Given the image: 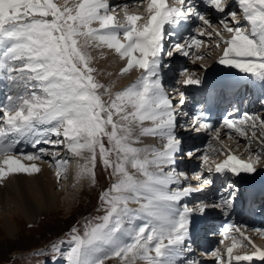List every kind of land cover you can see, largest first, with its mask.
I'll return each instance as SVG.
<instances>
[{
  "label": "snow or ice",
  "instance_id": "1",
  "mask_svg": "<svg viewBox=\"0 0 264 264\" xmlns=\"http://www.w3.org/2000/svg\"><path fill=\"white\" fill-rule=\"evenodd\" d=\"M201 3L221 14L219 23L231 34L223 41L227 47L219 63L239 69L264 85V0H238L247 30L237 19V12L229 10L228 0ZM139 4L143 5L144 0ZM127 8L126 4L110 5L109 0H75L71 5L69 0L62 4L57 0H0V82L6 88L0 101V183L14 174L39 173L37 164L25 165L22 161H39L45 155L55 161L59 180L67 161L57 159L59 151L49 152L43 145L63 148L82 158L79 174L90 178L93 186L98 160L113 178L98 197V210L104 214L95 222H86L82 234L73 227L70 239L60 242L67 244V250L53 243L51 264H106L113 258L119 264H177L178 258L192 251V215H203L209 209L226 211L231 206L232 192L219 203L200 202L193 207L181 204L185 197L203 191L212 181L194 173L191 179L199 181L200 188L181 186L189 176L176 168L182 149L175 129L177 108L185 104L186 98L180 92L174 105L160 75L165 36L175 35L174 30L192 18L203 26L195 29L198 36H211L213 33L207 32L211 21L198 10L196 0H174L171 6L167 0H147V16L127 15ZM118 9L125 11L124 23L114 15ZM228 17L235 26L229 25ZM140 20L145 22L138 24ZM166 25L172 29L167 33ZM202 43L197 36H189L182 43H174L166 54L188 56ZM90 48L113 51L126 61L121 75L135 69L140 76L125 89L110 94L93 75L96 69L91 66ZM184 75V85L201 83L186 70ZM105 96L109 98L105 100ZM248 121L253 129L257 121L264 126V119L248 114L239 121L225 118L222 126L245 136L241 125ZM145 122L151 126L144 127ZM134 126L139 128L140 136L162 140V147H134L139 142V137L133 136ZM192 127L196 132L212 129L199 115L193 117ZM219 131L217 128L214 133L217 138ZM21 142L30 143L37 151L15 154ZM185 155L191 158L196 152ZM202 159L207 165L208 156ZM259 161L258 154L248 161L229 154L222 163L215 164L214 170L235 176L251 174ZM208 170L213 169L209 166ZM133 204L137 207H131ZM233 227L229 225L224 233ZM234 230L249 240L241 229ZM238 246L243 245L233 238L226 250L227 264L264 261V249L252 245L251 254L233 255ZM45 251L36 254L44 255ZM212 256L223 260L218 249ZM186 264L198 262L187 260Z\"/></svg>",
  "mask_w": 264,
  "mask_h": 264
},
{
  "label": "rangeland",
  "instance_id": "2",
  "mask_svg": "<svg viewBox=\"0 0 264 264\" xmlns=\"http://www.w3.org/2000/svg\"><path fill=\"white\" fill-rule=\"evenodd\" d=\"M113 1L110 0L109 4L113 5ZM120 1L117 2L116 4H120V3H122L124 5L126 4L125 3L126 0H123L122 2H120ZM144 1L147 3V0H144ZM228 1L231 2V0H228ZM146 3L143 5H140L139 0H134V7H131L132 8L131 13H134L138 9L141 11L143 10L145 12V9L147 6ZM167 3L171 6L174 4V0H171V1L168 0ZM132 4H133V2H131L130 4H126V5H132ZM236 6H238V5L236 4ZM237 8L238 9H235V7H234V9H232V10L237 12V19H239L241 21V20H243L242 14L240 13L239 6ZM143 11H142V13H143ZM208 11H210V10H207V9L202 10V13L205 14L206 18H208V15L210 13ZM118 13L122 16L124 15L123 10H121V9L118 11ZM145 13H147V12H145ZM114 14H116V13H114ZM215 17L216 18L211 17L212 19L208 18L212 23V27L210 29H207V32H211V33H213V35L208 36L206 34L205 37H201V36L198 37V35H197V38L199 40L203 41V43L198 48L193 47L189 51L188 56H184L182 54L175 53V52L173 53L172 56H168L166 53L168 50H171L173 44L172 43L167 44V42H165V41H168V40H165V39L168 38V35L165 36L164 47H166V48H164V57L162 58V62H161L160 75L163 74V76H164V78H161L164 90L169 95V97L173 100L174 105H176L178 100H179V93L180 92H183L185 95V98L187 100L192 101V104L197 103L195 101L194 92L191 90V89H195V86L194 85H184L181 83L185 79V75H184L185 70L187 71L188 74H192L193 78H199L202 81L207 76V74H208L207 71L209 69L213 68L215 65H220L219 61L222 58V57H220L222 54L218 51L217 43L219 44L220 49H222V46L226 47V44L223 42L224 36H226L227 34L229 35V33L227 31H225L223 29V26L219 23V21L222 17H220V18L217 16H215ZM192 19H190V21ZM228 22H229V25H234V23L231 21V17H228ZM121 23H124V22L121 21ZM195 25H196V26H194L195 29L197 27H203L199 22L196 23ZM167 26L168 25L165 26L166 33L168 32L169 28H171V26H168V27ZM241 26L245 27V30H247L245 22L242 23V21H241ZM181 28L182 27H178L179 31L177 32V34L181 32ZM216 32H220L221 36L215 35ZM203 45L207 46V48H202ZM109 52H112V51H109ZM91 56L93 58L92 61L96 62L98 57H99V53L98 54H91ZM162 56H163V54H162ZM197 57H202V59H197ZM182 63H185L186 67L184 69L180 70L179 64H182ZM224 67H229V66L226 65ZM171 68H173V70ZM121 69L122 68L120 66L119 73H120ZM236 70H239V69L231 68L230 70L228 69V72L230 74L235 73L236 75H238V72H240V71H236ZM131 71L133 73H136L137 78L140 76L139 70L133 69ZM224 71L226 72L225 68H224V70L220 69L219 73L223 74ZM228 72H226V73H228ZM133 73H132V75H134ZM124 75H126V74H124ZM209 75H210L209 77H212L213 71L210 72ZM95 77H97V73H96ZM209 77H207V78H209ZM119 80H120L119 77H114L110 83L104 84V86L110 90V94H115L116 92L121 91V89L119 90V88L124 87L126 84H128L127 82H125L124 86H121L119 88H114L113 86ZM0 83H3V82H0ZM100 91L103 92V89H101ZM108 98H109L108 96L104 97L105 100H107ZM261 108H262V110H264V108L262 107V104L260 105L259 111H257V108H256V111H255V109L252 110L253 112L251 111V115L252 116L256 115V117H258L262 112V111H260ZM181 109H182V111H181ZM185 110H186L185 105L177 108L178 114H177L176 120H177V125H179L180 127H183V124L185 121V116H186L184 113ZM180 111L183 113H181ZM248 124H249L248 127H245L246 133L252 132V129H253L252 126H250L251 122ZM221 127L222 126H219L218 128H221ZM257 128L259 130H261L260 132H263L261 125L258 124ZM186 129H187V126H184L183 130H180V132L176 131L177 137L181 140V149H182V152L180 153L181 154V156H180L181 162H180L179 166L176 165V168H177V171H183L189 176L188 180L182 182V184H181L182 187L188 186V185H191L192 187H195V185H196V187H198L200 184L197 183V181L193 182V180L191 179V177L194 173H201L203 175L206 172V170L208 169L207 167H209V166L212 167V169H213L212 171L214 173L215 172L214 171L215 164L222 163L224 160L227 159L229 154L234 155V156L238 155V153L241 152V148H242L243 155L241 156V158H240V156H238L239 159H241V160L245 159V161H248L249 158L251 156H253V154L248 152V143H245L243 141L244 138H241L240 136L236 137V138L233 137V139H235L234 142L235 141L238 142V144H237L238 146L237 147L235 146L231 150H229V149L221 150L222 153L220 151L216 152V151H214V149L211 151H208V152L203 151V149H205V148H210L215 143V141H214V143L209 142L207 144H202L199 141H192V140L190 142H185V139L183 137H186V135H188V132H189L188 131L186 133L185 132ZM230 135L233 136L234 134H230ZM237 135H239V133ZM228 138L229 137L223 138L221 140V142H227V141L232 142L233 141V140H230ZM253 138H254V136H251L252 140H253ZM186 139H188V137ZM152 140L154 141L151 143L152 145L162 146V144H163V141L160 140L159 138L152 137L151 141ZM260 142H261V139H260ZM105 144L107 146L106 140H105ZM227 144H228V142L226 143V145ZM43 147L50 150V152H54L56 150L55 148H51L48 145H45ZM197 149L199 150V153H198L199 155H196L195 159L189 158L185 155V153H187L189 151H194ZM58 151L62 152V151H64V149L58 150ZM195 152L197 153V151H195ZM28 153H32V152L29 150ZM262 154H264V146H263L262 150L260 151V154L258 153L259 156ZM69 155H70V157H69V159H67V165L72 164V168H76L78 166L77 160L71 154H69ZM204 155H207L209 158L208 159L209 162L207 165L204 163V161L202 159V157ZM254 155H256V154H254ZM58 159H60V157ZM61 159H62V157H61ZM262 160L263 159L260 158V161H262ZM25 162L28 163V165L36 162V163L41 164V165H46L53 172L56 171V168L54 166L55 161L53 160L51 155L48 158L42 157V159L39 161H27V160H25ZM184 162H185V164H184ZM192 162H195L196 165L193 168L188 167L189 165H191ZM201 164L206 166L205 168H203V170H204L203 172H199L201 169L200 168ZM109 171H105L102 164L98 160L97 166H96L97 182H96L95 186H93L92 181L90 180L89 185L87 184V186L81 188L80 190L77 187H75V185H74L75 183H74L73 178H66V177L62 176L60 182H58V183H57V179H56V186H54V192H56V193L61 192V189H60L61 184H63V183L66 184L68 181H69V183H70V181L72 182V183H70V184H72V187L70 186L67 189V191H66V189H62V192L65 191V193H64L65 196L67 195L66 197H64V200L66 199L67 203L71 204V206L68 209L63 208V204H61V206L59 205V208H57V207H55V208L53 207L52 209L44 208V210H40L38 213H34L31 209H28L21 204H20V207L17 208L16 201L19 200L18 198L12 199V196L10 194H7V193L1 195L0 196V264H45V261H47L48 264H51L50 257L53 255V253L51 251V245L53 243H56L58 246L63 247L64 250H67V244L65 243V244L61 245L60 242L61 241H67L70 239L71 229L73 227L77 228L79 230V232L82 234L84 231V226H85L86 222H88V221L95 222L96 217L102 216L104 214L103 211L98 210L101 208V204H100L98 197H99V194L102 191H104L106 188H108L110 186V184L113 182V178H110V176H109ZM21 174L11 175V177L14 176V178L10 177V179H12L11 180L12 186H14L16 184V182L18 180L17 178L22 176ZM258 174L259 173H257L256 175H258ZM212 175H214V174H211V176ZM32 176L33 175H31V177ZM233 176H234V180L232 182L236 185L235 190L237 191V188L240 187V182L246 180L247 176L244 173H241L239 176H235V175H233ZM261 176H264V174ZM15 177H16V179H15ZM6 179L4 181H6ZM21 180L24 183L26 182L25 179H21ZM7 185H9V183H7ZM173 187H175V186H173ZM197 189H199V188H197ZM193 194L197 198L198 194H196V193H193ZM62 197H63V195L61 197H59V199ZM202 202L213 203L211 201L207 202L205 200H202ZM190 204L191 203L189 201L188 205L191 207ZM193 215H197V213H194ZM218 216H219V219H221L222 215L218 214ZM213 220H217V219H215V216L212 215V221ZM228 224H229V222H228ZM248 230L250 232V228ZM217 231H219V230H217ZM219 233L220 232H218L217 235ZM229 237L237 238V233L235 232V230L231 231V235ZM222 239H224V238L217 237V241L215 244L216 245H219V243L221 244ZM260 240L264 242V236H262ZM261 241H259V242L262 245L263 242H261ZM252 242L258 243L257 241H254L253 237H252ZM243 243H242V245H243ZM224 244H226V243H224ZM243 246L244 247L242 249H238V247H237L236 249H234V251L235 250H244L247 253H250V254L252 253V252H250L251 251L250 247H245V245H243ZM39 250H46L45 254L44 255H37L36 253ZM216 250L217 249H215V246H214V249L211 251V254H212V252H214ZM240 254L243 255L242 252H240ZM114 259L115 258L108 260L106 262V264H117L115 262L116 260H114ZM226 261H228V257H224L222 261L216 260V263L218 262V263L223 264ZM62 264H63V262H62Z\"/></svg>",
  "mask_w": 264,
  "mask_h": 264
},
{
  "label": "bare ground",
  "instance_id": "3",
  "mask_svg": "<svg viewBox=\"0 0 264 264\" xmlns=\"http://www.w3.org/2000/svg\"><path fill=\"white\" fill-rule=\"evenodd\" d=\"M119 1L120 0H114L113 1V5H121V6H123L124 4H122V3L116 4ZM122 1L123 0H121L120 2H122ZM57 2L62 4L64 2V0H57ZM131 2H133V4L132 5H128L127 15H140V16H147L148 15L147 13H145L146 9H145V12L142 10L145 15L139 9L137 11H135L134 13H131V9H132L131 7H134V0H126V2H125L126 4H130ZM69 3L71 5V4L75 3V0H69ZM145 3L146 2L144 1V4ZM228 4L230 6L229 10L234 9V7H235V9H238L237 8L238 6H236V4L238 5V0H231V2L228 1ZM205 9H207V8H205ZM119 10L120 9H118L116 14H114V15H116V18H117V20L119 22H121V21L125 22V11L123 10L124 15L122 16V15H120L118 13ZM208 12H210L209 15H208V18H211V17L216 18L215 16H217L219 18L222 17L221 14H219V13H214L213 11H208ZM241 21H242V23L244 22L243 20H241ZM144 22H145L144 20L138 21L139 24H143ZM185 24L186 23H183L180 26L182 28H181V32L178 33V34H177V32L179 30H178V28H176L174 30L176 34L173 35V36L177 37L179 34H182V30L184 29ZM230 26H234V25H230ZM201 37H205V35L201 36ZM230 38H231V34L230 33H229V35L227 34L226 36H224V40H227V39H230ZM167 44H169V43L167 42ZM224 47L222 46V49H220V47H218V51L222 54V55L220 54L221 55L220 57L223 56ZM226 47H227V45H226ZM164 48H166V47H164ZM202 48H207V46L203 45ZM88 51L90 52V54H98L99 53V57H98L97 61L96 62L92 61L91 66L94 69H96V71L93 73V75L95 76L96 73H97V77H95V79L100 84H102V83H103V85L104 84H108V83H110L112 81V79L114 77H119L120 80L118 82H116L113 87L114 88H119L121 86H124V83L127 82L128 84H126L124 87L119 88V90L120 89L122 90V89H125L126 87H128L131 83H133L137 79L136 73H133L132 71H130V73H127L126 75H123V76L120 75L119 68H120V66H121V68L125 67L126 61L125 60H121L113 51L109 52L110 50H108L107 48H90V49H88ZM163 57H164V54H163L162 58ZM224 66H226V65H223V64L215 65L213 68H211V69H209L207 71V73H208L207 76L209 77L211 75V74L209 75V73L212 72V71H213V76H214V75L219 74L220 69L224 70V68H225L226 72H228V69L230 70L231 68H233V67H230V66L229 67H224ZM236 71H239V70H236ZM226 72L224 71L223 74L227 75L230 78L231 81H236V80L242 79V80H247V81L254 82L255 84H257L258 85V90L261 93V95H260V99L262 101L261 104H262V107L264 108V85H262L260 82L256 81L254 78H251L248 75L243 74L241 72H238V75H236L235 73H231L230 74L229 72L228 73H226ZM132 73L134 75H132ZM161 78H164L163 74H161ZM222 85H224V84H222ZM243 85H244V82L241 83L240 85H238L235 89H233V91L227 95L228 96L227 97V101H229L232 98V96L236 95L238 89H240ZM194 86H195V89H196L197 85H194ZM0 91H1L0 101H2L4 99V92L6 91L4 83H0ZM248 95H249V91L246 94V96H244V99ZM251 107H252V105H250V108ZM222 108L226 109L225 106H222ZM181 111H182V109H181ZM260 111H262L261 112L262 115L260 114L258 117H260L261 119H264V110H262V108H261ZM237 114H239V113H237ZM258 124H259V121H257V126H258ZM222 125L223 124H221V126ZM150 126L151 125H150L149 122H145L144 127H150ZM257 126L255 127V129H252V132L246 133L245 136L237 135L238 133L235 131V129L234 130L233 129H228V128L223 127V126L221 128H219L220 131H219L218 138L214 135L215 131L214 132L211 131L210 133L213 135V138L215 139V143L213 142L214 144L210 148H205V149H203V151L208 152V151H211L213 149L216 152L217 151L221 152V150H227V149L231 150L235 146L236 147L238 146L237 145L238 142L237 141L234 142L235 139H233V137L236 138V137L240 136L241 138H244L243 141L245 143H248V152L249 153H251L253 155L254 154H258V153L260 154V151L262 150V148L264 146V143L260 142V139H261V141H264V126H262L263 132H260L261 130H259L257 128ZM241 127H242V125H241ZM182 128L183 127H180L179 125H177V127L175 129V132L176 131L180 132V130H182ZM253 131H255V136L253 138L254 141L251 139V136H253L252 135ZM230 134H234L235 136L234 135L232 136ZM133 136L134 137H139V142L134 144L133 145L134 147H138V148H146V147L147 148H151V147L160 148V147H162V146H158V145H152L151 143L154 142V141L153 140L151 141V139H152L151 136H140L139 135V128H137L135 126H134V129H133ZM225 137H229L228 139L233 140V141L232 142L227 141L228 144L226 145L227 142H221V140L223 138H225ZM53 139H55V137H53ZM43 146H45V145H43ZM48 146L53 148L51 145H48ZM29 150L32 153H35L37 151V149H34V148L31 147L30 143L21 142L20 144H18L16 146L15 154H19L20 152H23V153L27 154ZM56 150L57 151L58 150H63V148L56 149ZM194 151H196V150H194ZM49 152H50V150H49ZM198 153H199V151H197L196 155H199ZM85 155H87V153H85ZM196 155L191 157V158L195 159ZM242 155H243V152H242V148H241V152L238 153V155H235V156L236 157L240 156V158H241ZM180 156H181V154L178 156L177 162L180 160ZM48 157H50V155L43 156V158H48ZM59 157H60V159L62 157V160H66L67 161V159H69L70 155H69V153H67L66 150H64L62 152L61 151L59 152V156L57 157V159ZM260 158L263 159V160L259 161V163L255 166L256 167V171L254 173H251V174L244 173L247 176V179H246V181L242 182V184H250V183H256V182L262 183V182H264V176L261 177V175L264 174V170H263L264 169V154L260 155ZM75 159L78 162V166L76 168H72V164L71 165H66V170L67 171L66 170H62V175H61L59 180L57 179V176H56L57 169H56V171L53 172L46 165H41V164H38V163L35 162V164H37L38 167L41 169V171L39 173L34 174L32 177L27 175V174H23L22 173L21 174L22 176H20V177L18 176L19 178H17L18 180H17V182H16V184L14 186H12V182H11L12 179H10L11 176H9L6 179V181L0 183V196L3 195V194H6V193L10 194L12 196V199H17V198L19 199V200L16 201L17 208H19L20 204H21L24 207H26L28 209H31L34 213H38L40 210H44V208H46V209H52L53 207L54 208L55 207L59 208V205L61 206V204H63V208L68 209L71 206V204L67 203L66 199L64 200V197H66L67 195L65 196V194H64L65 191L62 192V189H66V191H67V189L70 186L72 187V184H70L72 182L70 181V183H69V181H68L66 184L65 183L61 184V188H60L61 192L60 193H56V192H54V186H56V179H57V183H58V182H60L62 176L66 177V178H73L74 183H75V184L74 183L73 184L79 190L81 188L87 186V184L89 185V182L91 180L88 177H81L80 174H79L80 165L84 163L83 159L80 158V157H75ZM244 161H245V159H244ZM22 162L25 165H28V163H26L25 160H23ZM184 164H185V162H184ZM195 165H196V163L192 162L191 165H189L188 167L193 168ZM178 166H179V164H178ZM205 167L206 166H204V168ZM153 170H155V169H153ZM129 171L132 172L133 170L131 168H129ZM202 171H204V170H202ZM225 173L226 172H222V175L225 174ZM257 173H259V174L256 175ZM211 174H214L216 176L217 172L213 173V171H209L207 169L206 172L202 175V177L205 178L207 176H210ZM229 175H231L234 178L233 174H231L230 172H229ZM11 178H14V176L11 177ZM137 178L141 179L142 177L137 176ZM15 179H16V177H15ZM21 179H25L26 182L24 183ZM192 180H193V182H196V180H194V179H192ZM7 183H9V185H7ZM197 183L200 184L199 181H197ZM210 185H212V184H210ZM210 185L204 186L203 191L197 190V191L193 192V193L198 194L197 198L192 193L190 196H188V198L187 197L184 198L181 201V204L183 202H185V201L187 202V204H189V201H190V203H191L190 205H191V207H193L196 204L202 202V200H205L207 202L211 201L213 203L221 202L220 196L216 194V189H213V187L212 186L210 187ZM193 188H200V185L198 187H196V185H195V187H193ZM263 188H264V184H263ZM62 195H63V197L59 199V197H61ZM186 199H188V200H186ZM131 207L135 208V207H137V205L133 204V205H131ZM205 214H203L204 215L203 216V215L197 213V215H193L191 217V223H190V226H189V232H191L193 228L198 227L201 224L202 225L200 226V229L193 236H190L191 240L195 238L191 242L192 243V245H191L192 251L191 252H186L182 259L178 258L177 264H182V261H183V264H186L187 260H194L195 261L196 258H200V254H195V252L193 251L194 244H197V242H198V239L196 237L204 229L207 230V232L209 230L210 231L215 230L214 223L217 222V221H220L218 214L219 215L221 214L222 215L221 217H227L229 219L235 218V228L241 229V231L244 233V236L248 237L249 240L251 241V243H249V240H244V238L241 237L239 235V233H237V238H235V240L238 242V245L240 243L244 242L243 245H245V247H250L251 248L250 252L254 251V248L252 247V245H255L256 247H258L260 249H263V248H261V246L264 245V242L260 240L261 237L264 236V234H261L263 232L259 228H255L253 226L252 220L251 219H246V217L243 216V213L240 212L237 208L230 206V208H228L226 211H222L220 209H209ZM248 214L252 215L251 209L249 210ZM212 215L215 216V219H217V220H213L212 221ZM259 227H264V223H260ZM249 228H250V232L251 233L248 230ZM257 229H259L260 231L259 232L256 231ZM252 237L254 238V241H257L258 243L252 242ZM216 241H217V238L211 239V241L208 243V248L207 249H212L213 250L214 246H215V249H218L221 252V254L223 255V258L227 257V251L226 250H227L228 247H231V245L233 243V238L225 237L224 239H222L223 242L221 244L219 243V245L215 244ZM259 241L263 242V244L261 245V243ZM224 243H226V244H224ZM243 247L244 246H238V249H242ZM240 252H242L244 255L245 254H250V253H247L244 250H235V251H233V255H242V254H240ZM209 256H212V254L210 253ZM214 259L217 260V258L214 257V256L212 258H206V259H203V260L199 261L198 264H212L211 261L214 260ZM114 260H116L115 262L117 264H119V261H118L117 258H115ZM138 264H143V262H138Z\"/></svg>",
  "mask_w": 264,
  "mask_h": 264
}]
</instances>
